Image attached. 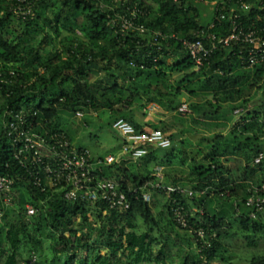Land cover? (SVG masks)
I'll list each match as a JSON object with an SVG mask.
<instances>
[{"label":"trees","instance_id":"1","mask_svg":"<svg viewBox=\"0 0 264 264\" xmlns=\"http://www.w3.org/2000/svg\"><path fill=\"white\" fill-rule=\"evenodd\" d=\"M16 1L0 0V174L13 179L12 205L3 202L0 192L5 227L0 264H122L114 259L126 253L127 264H234L227 242L234 227L243 230L249 245L258 246L264 210L252 217L254 208L246 200L264 182V159L254 162L264 152V64L244 67L239 55L221 47L196 68L182 41L195 40L199 30L209 28L217 15L214 6L203 9L208 5L197 0H38L34 15L23 20L13 11ZM134 7L142 10L145 33L122 28L120 14ZM224 28L209 30L219 34L228 31L227 24ZM155 31L167 36H155ZM174 74L177 78L170 81ZM185 91L194 98L187 112L192 124L210 130L232 124L231 130L202 133L193 142L190 137L198 131L192 124L187 130L175 125L184 121L179 107ZM259 97L261 102L248 108ZM154 104L171 112L172 120L136 117V107L146 110ZM239 107L247 110L235 120ZM19 110L31 114L38 132L60 131L77 147L88 148L95 163L104 160L99 145L74 143L77 131L68 122L77 111L107 110L106 127L113 131L119 118L138 131L159 128L169 133L171 146L145 147L147 153L132 165L118 155L111 164L95 167L100 177L120 183L128 209L69 200L63 191H42L16 158L7 132ZM159 164L165 166V183L194 190L181 202L189 211L203 209L201 219L197 212L190 221L206 229L210 247L197 251L196 235L174 220L164 192L153 190L150 202L143 199L139 188L153 179L152 167ZM158 193L164 197L161 203ZM27 203L36 208L30 218ZM246 264H264V254Z\"/></svg>","mask_w":264,"mask_h":264},{"label":"built area","instance_id":"2","mask_svg":"<svg viewBox=\"0 0 264 264\" xmlns=\"http://www.w3.org/2000/svg\"><path fill=\"white\" fill-rule=\"evenodd\" d=\"M38 0H17L13 11L17 18L28 19L34 15ZM198 3L207 4L216 9L217 15L208 29L197 32L195 40L184 39L190 56L194 59L195 66L199 69L204 62L219 48H230L233 54L240 57V64L253 68L264 64V0H197ZM249 12V13H247ZM142 10L134 7L129 12L120 14L123 29H134L141 33L146 32L144 24L139 22ZM228 25V31L216 34L211 28L220 29ZM155 36L165 38L166 33L155 31ZM176 37L175 33L170 34ZM242 108H237L235 113H240ZM179 112H190L189 105L185 102L179 107ZM77 117H82L83 112L77 111ZM122 136L121 152L123 156L132 161H137L147 153L145 147L168 148L171 146L169 133L159 128L138 131L135 126L124 118L117 119L113 124ZM8 136L15 144V156L25 167L33 183L42 191L52 188L54 191H63L65 198L69 200L81 199L90 204L104 202L110 209H128L130 201L123 191L120 183L115 179L100 177L95 172V167L101 163L111 164L115 161L114 155H108L103 161L93 162L91 151L88 148H80L74 145L60 131L35 130L34 120L31 114L19 110L12 115L8 122ZM264 159V152H260L254 162L260 163ZM13 185V179L0 174V192L3 202L12 205L9 195ZM140 189L144 200L150 202L153 199V190L164 192L171 204V212L174 220L183 229L196 235L197 251L210 247L206 229L197 226L190 221V217L201 219L204 211L202 208L186 210L181 202L182 197H192L194 190L181 184L165 183V166L156 165L153 179L146 181ZM138 188L135 191L139 190ZM246 204L253 207L250 213L256 217L257 212L264 210V182L255 186ZM36 208L33 205L26 206V214L34 215ZM3 211L0 208V215ZM215 232L210 234L214 237Z\"/></svg>","mask_w":264,"mask_h":264},{"label":"rangeland","instance_id":"3","mask_svg":"<svg viewBox=\"0 0 264 264\" xmlns=\"http://www.w3.org/2000/svg\"><path fill=\"white\" fill-rule=\"evenodd\" d=\"M203 9H210V7L208 6H203ZM207 11H205L204 14V18L208 19V17H210L209 15L206 14ZM204 19V21H205ZM178 74H174L172 75V77L170 78V81H173L175 78H177ZM182 102L185 103H190L191 100H193L194 98H189L188 97V92L185 91V93L182 95L181 97ZM0 101H1V97H0ZM261 102V98H256L253 103L251 105H248V108H252L255 104H258ZM242 108V107H239ZM247 109L243 108L241 110L240 113L234 114L235 116V120L242 114V112H245ZM83 113L85 114L84 116L86 117V119L88 120V125L84 126V120H82L81 118H78L75 116H69V122L68 125L69 127H71L72 129L77 131L76 134V139L75 142L78 143H84V145H87L88 147L91 148H96L99 145V142L96 138L99 137V139L102 141L103 145H99L101 148L100 150L102 151V156L105 159L108 155H114L115 157L120 155V150L116 149L117 146L119 145V142H122V136L116 131V130H110L108 127H106V123L108 121V111L104 110V111H100V112H95L93 114H89L87 111H83ZM135 115L136 117L141 121V122H153V123H160L163 120H172V114L171 112H166V110H164L162 107L157 106V105H152L151 107H149L148 109H142L141 107H136L135 108ZM183 118L184 121H176L175 125L177 127H183L184 130H187L189 127V124H192L191 118L189 113L187 114H183ZM198 131V133L196 134H192V136L190 137L192 139L193 142L197 141V137L198 135H201L202 133H212L213 131L218 132V131H222L224 133H227L231 130L232 128V124H228V125H219V126H215V129L212 128V130H210L206 125H204L203 123L200 125H197V122L194 124H192ZM175 130V129H174ZM174 130L169 131L170 133ZM185 136H190L189 132H185ZM262 142H264V138L262 139ZM196 143V142H195ZM197 144V143H196ZM98 146V147H99ZM126 160V159H125ZM128 165H132L135 164L136 162L134 161H130V160H126ZM153 172L155 170V166L152 167ZM159 194V200L160 203L162 202V200L164 199V197L162 196V194ZM230 202L231 201H227V203L225 205L230 207ZM26 205H31L30 203H27ZM158 208V207H157ZM156 208V210H157ZM232 213V210L230 208V212L229 214ZM27 217H31L27 214H25ZM264 218V215H263ZM0 234L2 235V237H4L5 235V227L2 223H0ZM231 235L229 236V238L227 239V242L229 244V248L232 250V252L235 254V258H234V264H246L248 263V261L252 258V256H256L259 254H264V237L259 241V245L256 247H253L251 245L248 244V240L246 237H244V232L242 229H240L239 227H234L231 228ZM250 237H253V233L249 234ZM248 235V236H249ZM45 246H48V242L45 243ZM21 253H22V257L27 255V246L25 244L22 245L21 247ZM174 254H176V251L174 252ZM173 254V256H175ZM128 254H124L122 256V259L120 260L119 256L116 257L114 259V262L119 263L121 262L122 264H127L128 261ZM175 260L174 262L177 263L179 258L174 257ZM152 264H156V263H152ZM215 264H223L220 263L218 261H216Z\"/></svg>","mask_w":264,"mask_h":264},{"label":"crops","instance_id":"4","mask_svg":"<svg viewBox=\"0 0 264 264\" xmlns=\"http://www.w3.org/2000/svg\"><path fill=\"white\" fill-rule=\"evenodd\" d=\"M77 117V116H76ZM78 118H82V117H78ZM77 138V137H76ZM97 140H98V142H99V145H103V143H102V141L99 139V137L98 138H96ZM74 143L75 144H77L76 142H75V140H74ZM78 144H84L83 142L82 143H78ZM122 148V147H121ZM120 152H121V150H120ZM120 156H121V158H122V160L123 161H126L127 160V157H125V156H123V154H122V152L120 153ZM126 159V160H125ZM129 160V159H128ZM130 161H132V160H130ZM135 162V161H134ZM259 245V244H258ZM216 263V262H215ZM214 263V264H215Z\"/></svg>","mask_w":264,"mask_h":264}]
</instances>
